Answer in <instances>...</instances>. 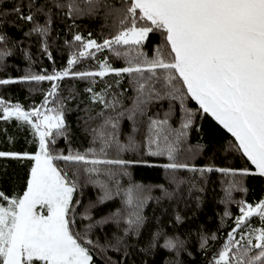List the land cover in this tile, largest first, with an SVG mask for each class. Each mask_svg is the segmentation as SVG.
Returning <instances> with one entry per match:
<instances>
[{"label": "snow or ice", "instance_id": "1", "mask_svg": "<svg viewBox=\"0 0 264 264\" xmlns=\"http://www.w3.org/2000/svg\"><path fill=\"white\" fill-rule=\"evenodd\" d=\"M52 2L67 9L65 15L74 22L77 16L92 14L101 0H85L87 9H82L77 0ZM27 8L25 14L22 4L13 6L17 18L32 25L25 35L47 36L51 12L43 6L37 7L35 0H28ZM120 12L122 18L116 31L102 41L91 38V33L88 38L81 34L73 36L79 50L68 61L67 70L23 78L58 81L71 74L81 79L91 78L95 83V78L109 75L130 77L135 92L130 98L131 107L122 104L121 93L109 90L111 85L99 92L92 87L87 89L90 103L99 105L96 116H88V120L100 118V123L90 129L92 143H99V151L90 147L83 153L70 150L64 154L54 149L57 138L70 137L65 101L57 102V85L48 92L44 104L30 111L0 98V118L15 117L28 125L39 141V151L35 154L0 151V157L34 162L22 196L9 197L0 191L3 201L0 202V264H94L92 248L101 246L85 239L93 225L82 236L74 231L76 221L70 215L74 211L77 179L80 175H99L96 166L100 164L126 165L128 162L122 159L97 157L106 156L111 148L135 150L139 146L135 133L141 131L138 125L146 128L149 153L166 155L172 163L165 167L175 170L189 168L176 161L181 151L190 150L187 139L197 113L210 115L232 134L257 174L264 176V0H122ZM37 14L47 17L44 23L36 19ZM4 15L0 9V17ZM153 33H159L161 40L149 55L145 44ZM8 41L7 36L0 34V43ZM105 50L126 66L113 67L105 58L98 71L71 73V68L81 59L94 58L97 52ZM8 55L11 53L7 49L0 48V56ZM12 82L0 80V85ZM188 100L195 101L198 108H189ZM174 118L178 127L173 124ZM124 119L132 122V134L126 144L119 139ZM199 149L197 145L196 150ZM57 161L71 165L74 169H70L71 175ZM247 174V170L241 172ZM100 186L104 195L99 202L103 203L112 198V192L106 185ZM126 203L134 205L127 220L129 230L133 225L138 229L143 222L139 214L142 201H134L129 190ZM239 211L241 214L235 218L227 242L211 264H264V200L255 205L241 201ZM253 217L257 218L259 227L252 226ZM108 219L98 223H107ZM214 238L202 237L201 247ZM182 246L183 241L178 238H167L163 245L177 251Z\"/></svg>", "mask_w": 264, "mask_h": 264}, {"label": "trees", "instance_id": "2", "mask_svg": "<svg viewBox=\"0 0 264 264\" xmlns=\"http://www.w3.org/2000/svg\"><path fill=\"white\" fill-rule=\"evenodd\" d=\"M77 2L82 9L88 8L85 0ZM35 3L37 7L43 6L51 12L52 23L47 36L35 33L25 35L32 25L20 21L13 12V6L22 4L27 14L28 0H0V9L6 13L0 17V34L9 38L7 43H0V48L11 53L0 56V80L14 81L0 85V98L30 111L44 104L48 92L52 91L54 84L57 85V102L65 101L70 137L57 138L54 149L64 154L70 150L83 153L90 147L99 151V143H92L90 129L100 123V118L88 120L89 115L96 116L99 105L90 103L87 89L92 87L99 92L111 85L109 90L121 93L122 104L131 107L130 98L135 92L130 77L109 75L95 78V83L91 78L81 79L71 74L58 81L36 82L23 78L67 70L68 61L79 50L78 43L73 39L75 34L88 38L91 33V38L98 42L114 34L122 18V0H101L92 14L77 16L74 22L72 17L65 15L67 9L54 6L52 0H35ZM46 18L43 14L36 16L40 23H44ZM160 40L159 33L150 34L145 51L151 55ZM105 58L113 67L126 66L105 50L97 52L94 58L81 59L71 68V73L98 71ZM187 106L198 108L192 100L187 101ZM164 108L167 109L166 101ZM179 114L177 105V117ZM173 124L179 126L176 118ZM138 127L141 131L135 133L139 145L135 150L111 148L106 156L97 157L122 159L128 162L126 165L100 164L96 166L100 169L99 175L78 177L73 194L74 211L70 212L76 221L74 231L83 236L89 225H93L85 239H92L94 244L98 243L103 248H92L94 264H211L213 257L227 242L228 233L235 226V218L241 214L240 202L255 205L264 200V176L257 174L255 166L238 149V142L232 134L210 115L197 113L196 123L187 139L190 150L181 151L177 156L176 162L187 164L189 168H166L165 165L172 161L166 155H151L147 147L146 128ZM131 134L132 122L124 119L119 137L121 143L126 144ZM197 145L200 146L198 151ZM38 147V137L28 125L15 117L9 120L0 118V151L31 155L38 152ZM33 163L29 159L0 157V191L9 197L22 196ZM57 164L70 175V169L74 170L63 161H57ZM208 168L213 171H207ZM219 169L230 171L225 173ZM244 170L249 174L241 175ZM101 184L112 192V198L103 203L99 202L104 195ZM129 190L134 201H142L139 214L143 217L139 228L133 225L131 230L127 220L134 205L126 203ZM105 218H109L107 223H98ZM252 226H260L256 217L252 218ZM202 237L215 238L209 239L206 247L202 248ZM167 238L183 241L182 248L177 251L163 247ZM152 244L155 246H150Z\"/></svg>", "mask_w": 264, "mask_h": 264}, {"label": "rangeland", "instance_id": "3", "mask_svg": "<svg viewBox=\"0 0 264 264\" xmlns=\"http://www.w3.org/2000/svg\"><path fill=\"white\" fill-rule=\"evenodd\" d=\"M38 151H39V147H38ZM74 194V193H73Z\"/></svg>", "mask_w": 264, "mask_h": 264}]
</instances>
